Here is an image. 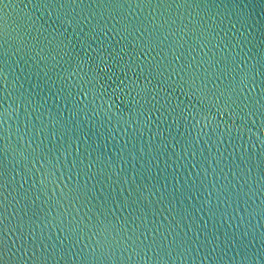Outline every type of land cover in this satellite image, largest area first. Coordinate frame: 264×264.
Returning a JSON list of instances; mask_svg holds the SVG:
<instances>
[{
	"label": "water",
	"instance_id": "1",
	"mask_svg": "<svg viewBox=\"0 0 264 264\" xmlns=\"http://www.w3.org/2000/svg\"><path fill=\"white\" fill-rule=\"evenodd\" d=\"M0 264H264V0H0Z\"/></svg>",
	"mask_w": 264,
	"mask_h": 264
}]
</instances>
